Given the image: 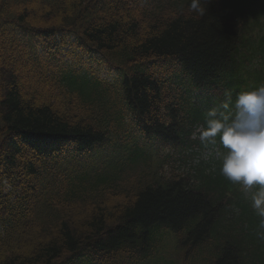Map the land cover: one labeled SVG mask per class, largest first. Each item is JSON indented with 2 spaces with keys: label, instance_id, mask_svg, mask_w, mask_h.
Wrapping results in <instances>:
<instances>
[{
  "label": "trees",
  "instance_id": "obj_1",
  "mask_svg": "<svg viewBox=\"0 0 264 264\" xmlns=\"http://www.w3.org/2000/svg\"><path fill=\"white\" fill-rule=\"evenodd\" d=\"M119 1L0 0V264H264L222 160L185 166L264 84V0Z\"/></svg>",
  "mask_w": 264,
  "mask_h": 264
},
{
  "label": "clouds",
  "instance_id": "obj_2",
  "mask_svg": "<svg viewBox=\"0 0 264 264\" xmlns=\"http://www.w3.org/2000/svg\"><path fill=\"white\" fill-rule=\"evenodd\" d=\"M191 8L203 15L199 0H192ZM221 107L224 111L208 110L198 138L205 146L219 142L225 150L220 171L227 180L245 191L258 186L252 207L264 228V84L240 92L234 102L229 95Z\"/></svg>",
  "mask_w": 264,
  "mask_h": 264
},
{
  "label": "rangeland",
  "instance_id": "obj_3",
  "mask_svg": "<svg viewBox=\"0 0 264 264\" xmlns=\"http://www.w3.org/2000/svg\"><path fill=\"white\" fill-rule=\"evenodd\" d=\"M125 0H120L118 2L119 5H122L123 8H121L122 10L119 12V14L116 16L118 19H121L120 17L123 16H130L131 15V11L130 9L125 6L124 4ZM120 16V17H119ZM66 48V46H65ZM7 62V61H6ZM4 68V70H12L11 65L9 64H1ZM20 73V72H19ZM18 81H21L20 79H18ZM34 84L36 85L37 82L35 81ZM37 103V102H36ZM56 107V106H55ZM199 136V134H198ZM225 153L223 151H221L218 147H211V148H204L202 150H198L197 153L195 154L194 158L190 159L187 163L186 168L194 165L195 163H197V161H199L200 159H204V160H208L210 157H212L213 159H217L218 157L223 156ZM257 190H254V187L251 191H245L243 189V193L244 195L249 198L252 199V195L256 192Z\"/></svg>",
  "mask_w": 264,
  "mask_h": 264
}]
</instances>
